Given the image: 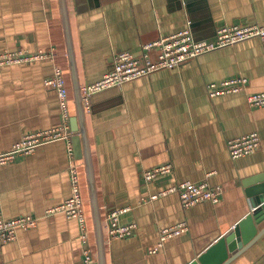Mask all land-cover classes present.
I'll return each instance as SVG.
<instances>
[{
    "label": "crops",
    "instance_id": "crops-1",
    "mask_svg": "<svg viewBox=\"0 0 264 264\" xmlns=\"http://www.w3.org/2000/svg\"><path fill=\"white\" fill-rule=\"evenodd\" d=\"M81 86L101 79L116 53L140 56L143 47L189 30L196 40L211 39L222 25H264V0H66ZM62 0H0V53L53 49L54 60L0 67V153L26 134L67 125L68 142L57 140L18 154L0 165V217L37 218L15 240L0 246V264H84V244L76 219L63 212L47 215L72 192L70 167L76 165L86 215L87 247L93 263L97 244L89 202L83 138L76 147L71 119L76 116L65 40ZM156 57V51H151ZM63 69L69 118L54 88L44 80ZM248 78L246 90L211 96L208 84ZM264 91V39L251 38L200 55L177 68L160 69L94 94L84 126L95 172V188L106 239L107 264H191L215 247L247 216L260 233L234 256L225 242L208 257L210 264H264V203L253 205L264 186V106L251 107L248 94ZM252 132L262 146L233 159L228 140ZM75 145V146H74ZM171 163V176L147 183L144 170ZM207 180L223 187L218 203L184 209L176 193L161 195L181 181ZM261 195V194H260ZM127 208L124 224L137 225L132 236L109 239L107 214ZM181 222L188 230L164 241L160 231ZM232 257V258H231ZM226 260H228L226 262Z\"/></svg>",
    "mask_w": 264,
    "mask_h": 264
},
{
    "label": "built area",
    "instance_id": "built-area-1",
    "mask_svg": "<svg viewBox=\"0 0 264 264\" xmlns=\"http://www.w3.org/2000/svg\"><path fill=\"white\" fill-rule=\"evenodd\" d=\"M251 38L264 39V25H222L218 27L213 38L204 40H196L191 31L185 29L145 45L140 56H136L129 51L116 53L113 57V67L108 73L93 83L81 86L82 104L85 110H90L92 96L100 91L111 87H119L128 81L150 75L160 69L180 67L204 53L226 46H233L240 41ZM151 51H156L155 58L151 56ZM55 56L56 53L53 49L37 52L4 51L0 53V67L35 60H54ZM44 82L46 86L54 88L57 92L62 114L68 120L70 116L69 96L63 69L56 66L52 75L47 77ZM247 85L248 78L239 76L222 81L220 84L210 83L207 87L210 95L216 96L242 92L246 90ZM247 100L251 107L264 106V91L248 94ZM57 140L67 141L69 152L73 154L72 133L68 131L67 125H59L26 134L10 151L0 153V165L12 160L18 154L32 153L37 147ZM227 145L230 156L233 159H238L257 151L261 148L262 142L260 135L257 132H252L229 139ZM69 172L72 184L71 195L62 204L49 208L46 214L50 216L63 212L68 218L78 221L81 237L84 244H86L84 264H93L91 250L87 247L86 215L77 166L72 165ZM172 173L173 165L166 163L144 170L142 177L145 182L150 183L171 176ZM170 193L178 194L181 205L184 209H187L204 201L218 203L223 195V187L212 186L207 180L200 182L181 181L171 185L159 194L152 195L150 199L154 200L161 195ZM126 210L127 208L117 209L107 214L106 230L110 240L127 238L133 235L137 225L133 222L124 224L120 221V215ZM36 223L37 218L32 215H21L10 219L0 217V246L15 240L18 230L28 229L35 226ZM187 230L188 225L186 222L163 228L160 231L158 245L152 248L150 253L157 252L165 240L180 235Z\"/></svg>",
    "mask_w": 264,
    "mask_h": 264
},
{
    "label": "water",
    "instance_id": "water-1",
    "mask_svg": "<svg viewBox=\"0 0 264 264\" xmlns=\"http://www.w3.org/2000/svg\"><path fill=\"white\" fill-rule=\"evenodd\" d=\"M63 13H64V25L66 28L65 40L68 48V59L70 62V78L72 82L73 99L76 106V116L71 119L72 129L77 134L75 137L76 147L79 146L80 138H83L84 148L82 150L81 156L84 159L86 178L89 182V202L91 208L92 221L94 224L95 240L97 244V261L93 264H107L106 262V239L105 230L103 225L102 214L100 211L98 193L95 188V172L94 163L92 158V152L90 148L89 139L86 133L84 122L86 119L85 108L82 104V93L81 84L78 76V68L76 64V58L74 54L72 35L70 29V22L68 17V10L66 5V0H62ZM75 146V145H74ZM251 195H254L253 205L264 203V186L256 188L254 191H250ZM261 194V195H260ZM252 215L247 216L243 221H241L234 229H231L226 233L224 239H221L215 247L211 248L204 256L199 259L200 262L204 264H210L208 262V257L216 247H223L225 242L229 244V249L231 251L238 250L234 256L240 254L244 249L249 247L255 240H257L260 233H258L255 228L251 225ZM232 258V257H231ZM228 260H226L227 262ZM191 264H199L196 260Z\"/></svg>",
    "mask_w": 264,
    "mask_h": 264
},
{
    "label": "trees",
    "instance_id": "trees-1",
    "mask_svg": "<svg viewBox=\"0 0 264 264\" xmlns=\"http://www.w3.org/2000/svg\"><path fill=\"white\" fill-rule=\"evenodd\" d=\"M67 88H68V86H67Z\"/></svg>",
    "mask_w": 264,
    "mask_h": 264
}]
</instances>
